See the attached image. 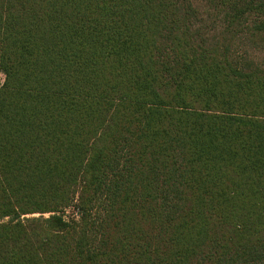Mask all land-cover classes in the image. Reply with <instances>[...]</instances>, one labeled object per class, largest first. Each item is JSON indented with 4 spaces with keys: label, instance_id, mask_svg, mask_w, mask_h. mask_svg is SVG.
<instances>
[{
    "label": "trees",
    "instance_id": "16d2710c",
    "mask_svg": "<svg viewBox=\"0 0 264 264\" xmlns=\"http://www.w3.org/2000/svg\"><path fill=\"white\" fill-rule=\"evenodd\" d=\"M263 52L264 0H0V264H264Z\"/></svg>",
    "mask_w": 264,
    "mask_h": 264
},
{
    "label": "rangeland",
    "instance_id": "374dc122",
    "mask_svg": "<svg viewBox=\"0 0 264 264\" xmlns=\"http://www.w3.org/2000/svg\"><path fill=\"white\" fill-rule=\"evenodd\" d=\"M255 55H257L259 59H264V52L263 53H260V54L257 53ZM4 78H5L4 74H0V85L3 83ZM73 210L74 209L71 210V213H74L75 214V212ZM47 215L48 214H45V216H47ZM33 216H40V214L28 215L27 217H33Z\"/></svg>",
    "mask_w": 264,
    "mask_h": 264
}]
</instances>
